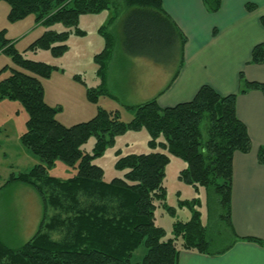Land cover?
<instances>
[{
  "label": "trees",
  "instance_id": "1",
  "mask_svg": "<svg viewBox=\"0 0 264 264\" xmlns=\"http://www.w3.org/2000/svg\"><path fill=\"white\" fill-rule=\"evenodd\" d=\"M203 1L211 13L221 9L222 0ZM0 2L10 8V23L33 16L37 23L45 25L48 30L28 49L51 51L55 57L68 50L65 43L70 34H86L79 28L81 16L115 10V16L100 30L105 47L94 56V62L101 84L87 92L92 103L110 93L108 75L117 45L112 27L121 15L125 16L123 47L130 55L170 64L183 54L186 44L184 35L163 10L162 0ZM256 8L255 4L247 6L249 11ZM58 25L68 30L52 29ZM6 34V30L0 32V52L10 57L19 70L11 69V76L0 81V102L8 100L23 106L28 120L20 141L41 163L13 175L4 187H32L42 199L44 214L37 233L18 248L9 247L0 234V264H132L141 246L147 252L137 264H178L182 251L220 256L239 241L264 248L261 239L237 236L231 222L233 157L252 149L248 130L237 116L239 94L221 96L206 85L192 101L175 107L163 109L157 98L127 106L133 113L128 123L121 120L119 111L100 109L90 121L69 127L57 119L61 108L45 100L43 80L50 79L59 68L26 59ZM250 63L264 64V42L254 47ZM240 78L241 94L253 90L264 93V83L249 82L243 73ZM75 79L82 82L80 76ZM141 129L149 134L150 148L166 152L121 157L116 168L125 171L124 176L106 182L104 170L93 160L103 155L117 136ZM93 136L96 144L93 153H88L82 148ZM170 155L186 163L182 181L194 188H205L217 197L220 220L227 223L232 237L229 246L211 250L208 227L199 212L187 222H176L170 238L156 225L155 212L164 206L167 196L164 180ZM58 161L75 169L76 174L67 180L51 176L49 172ZM258 161L264 165V147L258 151ZM49 208L57 212L52 218H48Z\"/></svg>",
  "mask_w": 264,
  "mask_h": 264
},
{
  "label": "rangeland",
  "instance_id": "2",
  "mask_svg": "<svg viewBox=\"0 0 264 264\" xmlns=\"http://www.w3.org/2000/svg\"><path fill=\"white\" fill-rule=\"evenodd\" d=\"M9 6L0 2V32L6 30V38L12 40L16 49L28 60L46 63L58 67L51 80H45L46 100L49 104L60 107L57 119L66 126L90 121L100 109L119 111L121 120L125 123L133 119V113L127 106L142 98H130L136 92L146 91L153 84L154 75L145 70L150 58L137 57L127 53L123 47V22L121 15L112 27L117 39L113 59L110 65V93L99 97L96 103L87 98V92L100 87V79L96 76L97 66L94 56L105 47V38L101 35L102 27L115 16V10L101 14H86L79 19V28L85 35L70 34L66 45L68 50L60 57H55L51 51H32L29 46L39 39L48 28L35 21L31 16L22 22L8 21ZM58 32L67 31L62 25L53 27ZM146 59V60H144ZM161 68L171 66L159 62ZM168 65V66H166ZM175 63L171 66L175 67ZM8 67L0 76V81L12 74L11 69L19 70L7 55L0 53V72ZM171 67H168L169 69ZM167 69V68H165ZM80 76L82 82L76 81ZM152 83V84H151ZM147 96V94H143ZM47 101V102H48ZM28 114L19 102L3 101L0 103V234L3 241L11 248H18L28 242L39 230L43 218V202L38 193L30 186L13 184L4 187L13 176L28 172L39 165L41 161L31 154L21 143L20 137L26 132ZM150 140L146 129L128 131L115 138L113 144L107 146L103 155L97 156L93 163L104 170V180L110 182L122 178L125 171L116 168V162L131 154H148L154 151L148 142ZM96 137L93 136L83 146V150L93 153ZM166 152V151H164ZM171 161L165 170L164 186L167 196L164 206H159L155 212L156 225L167 232V237H173V226L176 222L189 221L195 212H199L203 223L208 227L209 238L212 241L211 250H221L232 243V237L226 222L220 220L222 213L217 197L205 188H194L180 179L186 163L170 155ZM50 175L61 180H67L76 174V170L58 161L50 170ZM57 212L49 208L48 218ZM55 237V235H54ZM147 249L141 246L134 253L132 264L141 262Z\"/></svg>",
  "mask_w": 264,
  "mask_h": 264
},
{
  "label": "crops",
  "instance_id": "3",
  "mask_svg": "<svg viewBox=\"0 0 264 264\" xmlns=\"http://www.w3.org/2000/svg\"><path fill=\"white\" fill-rule=\"evenodd\" d=\"M248 4L257 8L249 11ZM162 7L186 38L183 54L168 64L175 67L166 65L170 69L147 60L143 65L153 69L145 71L154 75V91L133 93L130 98L142 99L130 106L157 98L161 108L175 107L192 101L206 85L221 96L239 94L237 116L248 130L252 149L233 157L231 222L240 238L264 241V165L258 161L264 147V93H240L241 73L249 82L264 83V64L250 63L254 47L264 42V0H222L217 13L209 12L203 0H162ZM110 76L109 70V87ZM178 264H264V248L239 241L220 256L182 251Z\"/></svg>",
  "mask_w": 264,
  "mask_h": 264
},
{
  "label": "bare ground",
  "instance_id": "4",
  "mask_svg": "<svg viewBox=\"0 0 264 264\" xmlns=\"http://www.w3.org/2000/svg\"><path fill=\"white\" fill-rule=\"evenodd\" d=\"M1 53V52H0Z\"/></svg>",
  "mask_w": 264,
  "mask_h": 264
}]
</instances>
